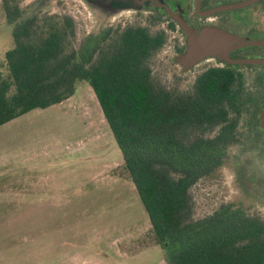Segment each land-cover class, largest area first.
<instances>
[{
	"label": "trees",
	"instance_id": "obj_1",
	"mask_svg": "<svg viewBox=\"0 0 264 264\" xmlns=\"http://www.w3.org/2000/svg\"><path fill=\"white\" fill-rule=\"evenodd\" d=\"M20 1L0 0L12 37L0 62V125L88 84L167 263L264 264L262 217L224 203L195 219L190 195L225 162L248 103L240 75L209 67L190 90L168 88L149 64L166 42L163 29L108 28L76 46L70 17L40 21L38 3L21 8Z\"/></svg>",
	"mask_w": 264,
	"mask_h": 264
},
{
	"label": "rangeland",
	"instance_id": "obj_2",
	"mask_svg": "<svg viewBox=\"0 0 264 264\" xmlns=\"http://www.w3.org/2000/svg\"><path fill=\"white\" fill-rule=\"evenodd\" d=\"M35 2L38 3L40 21L51 16H56L59 19L68 16L73 20L76 46L88 35H99L108 28L118 29L124 26L141 25L148 27L151 32L163 29L166 34V42L150 58L149 64L153 77L168 88H176L181 91L190 90L198 74L209 67H217L212 61L204 60L194 69L181 72L180 66L172 60L179 53L178 49L184 47L181 35L178 32L170 31L166 27L164 19L153 17L146 11H123L114 15H104L91 9L83 0H21L19 6L25 8ZM4 20L3 12L0 9V48L7 46L10 40L12 41L11 26ZM232 32L239 33L237 29H232ZM243 75L246 86L250 87L249 72L246 71ZM84 85L77 86V96L80 89L85 87ZM83 93L82 98L88 101L89 95ZM77 98L75 96L71 98V105L76 103ZM35 111L30 112L27 116H21L12 124L1 126L0 143H3L2 139L15 134L20 136L42 135L41 130L37 131L42 127L48 128L50 135H58L62 129H65L67 135L78 136L82 141L88 137L85 136L79 122H76L77 127H74L75 121L63 119L58 106H49ZM100 130L99 126V132ZM98 141L96 179L90 177L93 172H91L92 175H88L89 169L86 166L81 169L68 167L67 184H72L70 186L72 190L66 191L65 205L55 211H52L51 208L48 209L53 222L59 218L62 219L59 220V222L61 221V230L58 234L61 232L59 236L61 235L62 250L68 252L67 258L70 262L67 264H129L128 261L126 262V258H117L118 253L126 249L123 243L127 240H129L128 250L132 253L141 247L156 245L149 228L147 214L135 187L129 180H125L127 178L123 175V161L116 150L115 142H111L112 153L110 150L109 156H107L100 147L104 141L102 143L100 140ZM235 152V148L227 149V156L221 167L212 175L200 178L190 188L193 218L197 219L208 215L221 204L233 203L264 219V201H260L259 198L257 200L249 190V187H252L253 181L250 178L254 169L250 170L248 168L250 164H244L248 160H245L244 163L238 161ZM259 167L264 169V164L261 163ZM73 173L76 177H73ZM240 177L241 179H239ZM85 185L93 187L90 193H84ZM44 211L47 212V209ZM34 221L37 223L28 224L30 238L31 234L33 237L42 235L43 227L52 225V223L41 224L42 209H38V215L34 217ZM138 236L139 238H137ZM37 241L40 242V239L36 238L33 241V245L35 244L32 257L34 264L40 261L38 253L40 247ZM111 241H113V251L110 246L106 247V243L109 244ZM31 242L30 240L24 247L17 246L14 249L0 248L2 259H11L14 262L16 258H20L19 253L28 246V243L29 249H31ZM15 254H17L16 257ZM130 264H137V261Z\"/></svg>",
	"mask_w": 264,
	"mask_h": 264
},
{
	"label": "crops",
	"instance_id": "obj_3",
	"mask_svg": "<svg viewBox=\"0 0 264 264\" xmlns=\"http://www.w3.org/2000/svg\"><path fill=\"white\" fill-rule=\"evenodd\" d=\"M11 45L12 41L10 40L7 46L0 48V62ZM82 85L80 84V86ZM84 86L80 89L78 96L76 89L75 93L66 100L51 105L58 106L64 120L75 121L74 127H77L76 122L82 125L80 126L83 128L85 136H88L83 141L78 136L67 135L65 129H62L58 135H50L48 128L42 127L37 129V131L41 130L42 135L20 136L15 134L2 139L3 143H0V248L24 247L28 241H32L31 249H29L28 243V246L19 253L20 258H16L14 262L11 259H2L0 251V264H34L32 257L35 244L33 245V241L36 238L40 239V242L37 241L40 247V252H38L40 261L36 264H67L70 262L67 258L68 252L62 250L61 235L59 236L61 232L58 234L61 230V221L59 222L61 218L53 222L48 209L51 208L52 211H55L64 207L66 191L72 190L70 187L72 184H67V168L81 169L86 166L89 169L88 175H92L91 172H93L90 177L96 179L98 140L101 143L104 141L100 147L107 156H109L110 150L112 153V143L115 142L95 93L88 84L85 83ZM82 92L84 95H89L88 101L82 98ZM74 96L78 98L76 103L71 105V98ZM37 109L43 108L30 110L0 125V128L12 124L21 116L36 112ZM99 126L101 127L100 132ZM115 146L117 147L116 143ZM116 150L121 155L118 147ZM72 175L76 177L75 173ZM125 180L128 181V179ZM85 186L84 193H90L93 187ZM108 190L110 189L108 188ZM38 209H42L41 224L52 223V225L44 226L42 235L33 237L31 234L30 238L28 224L37 223L34 221V217L38 215ZM44 209H47V212ZM112 243L113 241L109 244L106 243V247L110 246L112 249ZM123 244L126 249L120 251L117 258H126V262L128 261L129 264L135 261L137 264H168L166 253L158 244L141 247L133 253L128 250L129 240Z\"/></svg>",
	"mask_w": 264,
	"mask_h": 264
},
{
	"label": "flooded vegetation",
	"instance_id": "obj_4",
	"mask_svg": "<svg viewBox=\"0 0 264 264\" xmlns=\"http://www.w3.org/2000/svg\"><path fill=\"white\" fill-rule=\"evenodd\" d=\"M245 1L247 0H153L142 4V11L164 19L166 27H173L169 30L178 32L183 41L181 25L195 30L218 27L232 32V29H237L239 33L235 34L248 40H264V0L237 6ZM229 56L235 60L264 61V45L241 47L232 51ZM205 61H212L217 67H232L243 80V88L239 92L248 97L245 98L248 103L240 115L234 139L227 149H236L238 161L244 163L248 160L244 164H250L248 168L254 169L250 178L253 181L252 187L249 190L257 200L259 198L264 201V169L259 167L261 163L264 164V63L229 64L213 59ZM246 71L249 72L250 87L245 83L243 73Z\"/></svg>",
	"mask_w": 264,
	"mask_h": 264
},
{
	"label": "water",
	"instance_id": "obj_5",
	"mask_svg": "<svg viewBox=\"0 0 264 264\" xmlns=\"http://www.w3.org/2000/svg\"><path fill=\"white\" fill-rule=\"evenodd\" d=\"M153 0H86L87 5L100 13L114 15L123 11L142 10V4ZM256 0H247L237 6H246ZM184 32V49L173 57V61L181 68V72H188L200 62L213 59L225 61L229 64L264 63L263 60H235L229 54L241 47L263 46L264 40H248L233 32L218 27H204L195 30L181 25Z\"/></svg>",
	"mask_w": 264,
	"mask_h": 264
}]
</instances>
